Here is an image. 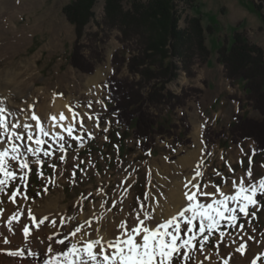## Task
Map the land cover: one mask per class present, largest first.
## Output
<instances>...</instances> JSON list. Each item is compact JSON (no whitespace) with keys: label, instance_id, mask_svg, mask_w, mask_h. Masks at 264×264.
I'll use <instances>...</instances> for the list:
<instances>
[{"label":"rangeland","instance_id":"1","mask_svg":"<svg viewBox=\"0 0 264 264\" xmlns=\"http://www.w3.org/2000/svg\"><path fill=\"white\" fill-rule=\"evenodd\" d=\"M73 1L75 0H0V77L4 72H23L26 66L29 67L31 69L28 71L29 83L25 86L27 88L24 96L37 88L45 93L48 92L51 97L69 100L70 106L79 113L74 122L76 127L74 135L83 138V147H81L80 141L67 138V134L63 133L69 141L66 161H60L59 151L48 158L43 166L49 175L44 176L43 179L37 178L39 181L37 185L31 181L33 178L29 179L28 199L24 200L18 196L17 203L12 204L7 198L10 194L7 189L5 194H0V224L3 223V219L5 220L4 214L9 209L13 212L23 209L21 212L24 213L31 208L35 216H42L41 218L48 216L45 207L51 202L55 208L57 223L61 217L69 215L77 216L79 221H83L84 216L91 211H100V215L105 218L112 215L116 226L120 222L116 218H120L124 212H130L140 204H143L145 209H149L152 194L163 192L166 186L163 180H168L169 173H171L169 176H172L175 171L173 168L178 167V161L196 147L200 150L203 162L201 170L204 176L201 184L212 181L220 185L223 190L231 186V180L225 187L222 177L238 178L245 174L249 166L252 168L253 180L264 177V151L256 152L252 140L233 144L230 136L231 129L236 123V116L258 121L261 119L260 113L254 110L249 102L245 83L229 80L224 66L217 61L218 51L222 47L227 49L232 47L235 33H245L251 43L262 49L264 55V21L251 0H177L176 11L180 19L178 29L187 28L189 19L200 17L205 46L210 56L208 62L203 63L199 55L194 52L192 58L194 64L190 73L180 71L177 79L167 85V89L174 94L178 96L185 94L186 101L184 106L177 107L174 111L164 107L156 110L159 116L158 122L163 125L168 123L172 127L168 133H158L155 136L150 151L144 150L131 130L119 127L116 118L107 115L106 80L114 74L113 55L117 52L129 59L133 40L126 44L122 42L125 40L120 27L110 25L105 14L106 0H97L93 8V17L84 29L85 37L81 42L87 47L83 53L87 57L90 56L89 58L95 56L93 55L95 49L100 48L103 52L102 62H98L99 58L94 59L96 68L91 75L77 72L69 63L75 31L62 13L63 7ZM133 1L121 0L122 10L124 12L130 10ZM137 1L145 3L148 0ZM136 22H139L137 18ZM94 33H99L98 39L92 36ZM136 33H130V36L133 35L132 39L137 38ZM175 62L177 66L182 67L179 59H175ZM206 62L210 67L216 66L218 62L223 66V73L232 85H239L237 91L239 93L232 95L231 98L237 102L238 112H234L232 116V109L226 105V108H222L224 110L222 116L217 117L212 114L211 121L204 123L203 130L198 131L200 129L196 123L202 115L197 113V103L202 94V85L206 84L205 80H207V77L200 73L203 72ZM119 76H130L126 64L122 67ZM0 101H3L0 106L18 108L21 103L28 100L26 97L0 94ZM89 103H91L90 108ZM89 115L92 119L88 118ZM97 117H99V127H96ZM80 118L83 119L87 131L80 128ZM88 132H91L95 138L89 140ZM0 139H5L7 146L6 138L0 137ZM17 143L21 142L17 141ZM44 147L47 148V145ZM250 157L251 165H249ZM49 163L56 165L55 172L48 166ZM152 163H165L171 167V171L167 175L162 171L154 173L151 170ZM229 164L234 172H229ZM196 166L191 171L178 170L179 178H192ZM32 170L36 174L37 166L32 165ZM216 172L221 173L222 176L216 175ZM50 178L55 179L54 187L48 183ZM122 185L129 187L125 199L123 194L121 196ZM45 187H48L46 193ZM146 194L149 196L148 200H144ZM78 201L83 205V211L79 213ZM113 203L115 207H112ZM101 204H105V207L101 208ZM241 222L245 223L243 233L238 227L234 229L224 227L223 230L230 233L232 238L226 235L224 242L217 248L215 247L217 232L203 253L198 251L194 253V259L202 260L203 264H206L205 256H208L221 263L227 259L228 253L234 247L233 239L237 241L243 235L246 240L250 235L254 239L249 241L245 254L234 255L231 262L251 264L252 259L264 253V207L257 212V218L252 220L251 224L245 220ZM93 225V227L97 226L95 222ZM114 228L111 236L117 234L116 227ZM25 254L24 258L1 256V264H43V258L33 260L27 257V252ZM242 260L245 262H241ZM257 264H264V255H261Z\"/></svg>","mask_w":264,"mask_h":264},{"label":"snow or ice","instance_id":"2","mask_svg":"<svg viewBox=\"0 0 264 264\" xmlns=\"http://www.w3.org/2000/svg\"><path fill=\"white\" fill-rule=\"evenodd\" d=\"M0 104H3V101H0ZM88 107H91V103ZM33 109L34 105H28L27 109H20L24 115V121L13 122L10 127L7 116L13 113L9 108L0 106V137L6 138L7 141V146H5V139H0V194H5L7 189L10 192L7 198L12 204L17 203L18 196L24 200L29 198L27 188L32 165L37 166V178L43 179V165L48 158L55 155L56 151L61 153L60 161H66L69 143L67 138L80 141L83 147V138L74 135L76 132L74 122L79 113L75 112L72 106H69V111L73 114V122L63 123L66 121L63 113L58 117L51 115L52 123L48 128L43 126V122ZM88 118L92 119V116L89 115ZM96 119V127H99V117ZM79 126L85 129L82 118L79 119ZM57 127L63 129L67 138L61 132L54 131ZM87 135L89 140L95 138L91 132ZM44 145H47V148ZM80 163L84 162L80 161ZM202 163L201 161L197 164L191 179H185L186 203L168 219H164L162 213H156V208L159 207L157 200L155 208L145 209L144 205L140 204L138 208L128 212L127 216L122 217L121 221L116 224L117 234L112 237L105 238L101 234L99 225L105 217L96 216L93 213L96 227H93L91 219H86L81 223L77 216L69 215L60 218L61 226L67 228L62 238H57L60 233L54 236L47 232L43 238H40L41 231L49 226L55 229L57 221L51 220L49 225L46 223L49 221L48 216L38 219L29 208L27 221H21L20 218L24 213L19 210L6 217L7 231L12 236L17 235L12 227L13 222L18 224L19 231L22 233L23 246H16L12 249V238L4 233H0V245L10 246L7 254L13 257L24 258L26 251L27 257L33 260L47 255L43 264H203L202 261L194 259V253L197 251L203 253L214 234L218 232L215 247L219 248L226 235L232 238L230 233L223 230L224 227L229 229L238 227L243 233L245 223L241 220L251 224L252 220L257 218V212L264 207V177L253 180L251 166L244 175L238 178L222 177L225 187L231 180V189L226 193L220 185L212 181L201 184L204 176L201 170ZM242 163L241 161V165ZM249 165H251V157ZM48 166L55 172V164L49 163ZM228 168L229 172H234L230 164ZM216 175L222 176L219 172H216ZM48 183L54 187L55 179L50 178ZM47 191L48 187H45L44 192ZM201 197L210 198V202L202 200ZM148 199L149 196L146 194L144 200ZM77 204V212H82V203L78 201ZM115 206L113 203L112 207ZM100 207H105V204H101ZM108 223L114 222L109 221ZM90 228L91 231H89ZM34 239H39L41 244H45V251L40 252L31 248V241ZM253 239L254 237L248 235L245 240L241 235V242L235 247V252L244 255L248 249L247 241ZM232 242L237 244L235 239ZM54 245L63 247L57 250ZM261 255L264 253L252 259L251 264H257ZM209 258L205 256V259ZM223 264H230V258L224 259Z\"/></svg>","mask_w":264,"mask_h":264},{"label":"trees","instance_id":"3","mask_svg":"<svg viewBox=\"0 0 264 264\" xmlns=\"http://www.w3.org/2000/svg\"><path fill=\"white\" fill-rule=\"evenodd\" d=\"M264 21V0H251ZM97 0H75L62 9V13L75 31V41L69 56V63L79 73L91 75L96 68L94 59L102 62V50L95 49L91 58L83 53L87 47L81 42L84 29L93 17ZM121 0H106L105 14L110 25L120 27L124 44L133 40L129 59L114 53V74L107 78L108 116H114L119 127L131 130L145 151L151 150L155 136L168 133L172 126L158 122L157 109L160 107L174 111L182 107L186 95L180 96L167 89V85L177 79L179 72L192 70L194 52L201 62L210 56L205 46V37L200 17L187 22V28H179L176 11L177 0H137L127 12L121 8ZM140 17V18H139ZM136 18L139 21L136 22ZM140 20H139V19ZM120 24V25H119ZM211 28H209V31ZM131 32H137L132 39ZM96 39L99 33L92 34ZM135 36V35H134ZM108 38V36H106ZM100 42H102L100 40ZM90 49V47L88 48ZM179 59L182 67L177 66ZM217 61L225 68L226 77L232 81H243L247 98L252 108L260 113V120L240 118L231 129L233 144L244 140L255 143L256 152L264 151V55L261 48L249 41L245 33H235L232 47H222ZM126 64L130 76L120 77ZM171 124V123H170ZM169 125V126H167ZM44 176H48L43 166ZM32 170L33 184L39 181Z\"/></svg>","mask_w":264,"mask_h":264},{"label":"bare ground","instance_id":"4","mask_svg":"<svg viewBox=\"0 0 264 264\" xmlns=\"http://www.w3.org/2000/svg\"><path fill=\"white\" fill-rule=\"evenodd\" d=\"M29 67H25V71L23 72H12V71H7L4 72V75L2 77H0V79H2L0 81V94L1 95H10V96H19V97H23L28 100L25 101L23 103H21L19 105V107L17 108H12V106H7L9 108V110L13 113L11 115L7 116V119L9 121V126L11 127V124L13 122L16 121H24V115L20 112V109H27L28 105H34V111L35 113L40 117L41 121L43 122V126L45 128H48L50 126V124L52 123V121H50V116L51 115H55V116H59V114L63 113L66 116V121L63 122L65 124L72 122L73 120V114L72 112L69 111V106H70V102L69 100L63 99V98H58V97H51L49 95L48 92H44L42 90H39L37 88H34L33 91L31 93H29L27 96H24V91L26 90L27 87H25L28 83H29ZM31 70V69H30ZM22 95V96H21ZM8 98V97H7ZM12 98V97H11ZM33 124L35 122H32ZM54 131H59L62 134L63 129L57 127L56 129H54ZM199 161H201V154H200V150L196 147L193 151L189 152L188 154H186L184 157H182L180 159V161H178V167H175L173 169H175L174 173L171 175V173H169L171 171V167L168 166L165 163H160V164H154L152 163V167L151 170L154 171V173L156 171H162L164 173H166V175L169 173L168 175V180H163L166 183V186L164 187L165 189L163 190V192H161L160 194H152L151 196V201L149 204V208H155L156 207V201L158 200L159 202V207L156 208V213L157 214H161L163 215L164 219H168L171 216L175 215L177 213V211L179 210V208L184 205L186 203V198L184 196V192H185V188H184V183H185V179H180L179 175H178V170H190L192 168H194L196 166V164L199 163ZM172 178H174L173 180H171ZM167 179V178H166ZM187 179H191V178H187ZM128 181V180H125ZM160 181V178H159ZM129 182V181H128ZM124 185H122L121 187V196L123 194V199L127 198L128 196V191H129V187H123ZM231 189V186H227L226 188L223 189V191H225L226 193H228ZM119 190V191H120ZM232 192L234 193V190H232ZM202 200L205 201H210V198H206V197H201ZM127 202V200H125ZM125 202V203H126ZM55 208L54 205H52V203H48L46 204L45 207V213L48 214L49 216V221H47L46 223H48L50 225L51 220H56V212H54ZM19 211H23V209L19 210ZM63 211V209H62ZM61 211V212H62ZM60 212V213H61ZM44 213V214H45ZM55 213V214H54ZM93 213L96 214V216H100V211H91L90 214L84 216V220L80 221L81 223H83L86 219H93ZM128 212H124V214H122V216L120 218H116L119 219V221H121L122 217H126ZM15 214V212L11 211V209H9V211L7 210L6 213L4 214L5 220L3 219V223L0 224V233H4L5 235H8L12 238V249H14L16 246H23V241H22V233L19 231V226L16 222H13V230L17 232V235L12 236L11 233H8L7 229H8V224H7V219L6 217L11 216ZM62 214H64V211L62 212ZM35 215V214H34ZM38 219H40L42 216H36ZM114 217L112 215H110L108 218H105L104 220L101 221L99 227H100V231L101 234L105 236V238L108 237H112L111 234H113V232L111 233V231L113 229H115L114 227ZM21 221H27V210L26 212H24V215L21 216ZM57 221V220H56ZM112 221L114 223L109 224L108 222ZM95 222V221H94ZM93 222V224H94ZM94 226V225H93ZM33 232H35V229H32ZM67 231V228L65 226H61L60 225V220H58L57 226L55 229H52L50 226L47 229H44L43 231H41L40 233V238L44 237L45 232H47V234H51V235H56V233H60V236H58L57 238H62L63 233ZM89 231H91V228L89 229ZM240 239L237 240V244L234 245L233 248H231V252L228 253L227 259L230 258V264H232L231 260L233 258L234 255H241L240 253L235 252V247L238 245V243H240ZM247 243L249 244V241H247ZM256 246V244H255ZM254 246V247H255ZM54 247L59 250L60 248H62L63 246L61 245H54ZM10 246H5V245H0V257H4L7 256V251L9 250ZM31 248L33 250L36 251H40L43 252L45 251V244H41L39 242V239H34L31 241ZM27 252V251H26ZM26 256V254H25ZM41 258L46 259L47 255L42 256ZM206 261H204L206 264H223V261L220 263L219 261H216L214 259H205ZM202 261V260H201ZM241 262H245L244 260H242ZM1 259H0V264H1ZM234 264H240V262H235ZM246 264V263H245Z\"/></svg>","mask_w":264,"mask_h":264},{"label":"crops","instance_id":"5","mask_svg":"<svg viewBox=\"0 0 264 264\" xmlns=\"http://www.w3.org/2000/svg\"><path fill=\"white\" fill-rule=\"evenodd\" d=\"M207 62L202 69L203 72L201 70L202 73H200V75L204 74V76L207 77V80H205L206 84H201L202 94L200 96L199 103H197V113L202 115V118L197 119L198 121L196 124L198 129H200L198 131L203 130L204 123L211 121L212 114L217 117L222 116L224 111L222 108H226V105L232 109V116L234 112H238L237 102L231 98L232 95L239 93L237 92L239 85H232V83L225 77L223 73V66L218 62L214 67L208 66ZM197 68H200V66H197ZM227 101L229 103H227ZM206 113L208 114L206 115Z\"/></svg>","mask_w":264,"mask_h":264}]
</instances>
